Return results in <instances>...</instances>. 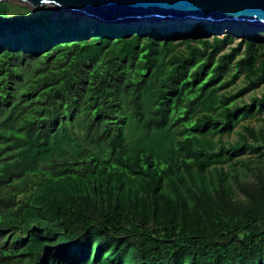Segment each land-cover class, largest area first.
Returning a JSON list of instances; mask_svg holds the SVG:
<instances>
[{
    "label": "trees",
    "instance_id": "trees-1",
    "mask_svg": "<svg viewBox=\"0 0 264 264\" xmlns=\"http://www.w3.org/2000/svg\"><path fill=\"white\" fill-rule=\"evenodd\" d=\"M52 16L0 2V264H264V45Z\"/></svg>",
    "mask_w": 264,
    "mask_h": 264
},
{
    "label": "water",
    "instance_id": "water-1",
    "mask_svg": "<svg viewBox=\"0 0 264 264\" xmlns=\"http://www.w3.org/2000/svg\"><path fill=\"white\" fill-rule=\"evenodd\" d=\"M3 1L22 2L34 10L53 5L104 23L195 20L264 26V0H0Z\"/></svg>",
    "mask_w": 264,
    "mask_h": 264
},
{
    "label": "rangeland",
    "instance_id": "rangeland-1",
    "mask_svg": "<svg viewBox=\"0 0 264 264\" xmlns=\"http://www.w3.org/2000/svg\"><path fill=\"white\" fill-rule=\"evenodd\" d=\"M13 3V5L18 6V7H27L30 10H34L29 8L27 5H25L22 2H18V1H10ZM52 11H53V18H57L59 16V14L61 12L64 13V18H75L78 22L79 25L81 24H86V23H91V24H97L99 21L96 19H92L89 17H85L82 15H79L77 13H73V12H69L66 10H61L58 9L57 7L53 6V5H49L48 6ZM99 23H104V22H99ZM98 23V24H99ZM104 24H116V25H120V26H125L128 28H148V29H152L154 27H158V26H168V27H178L180 25H186V24H194L197 26H201L203 24L206 25H211V26H217V30L213 29V31L210 33V36H212L214 33H217L219 36L224 35L225 33H229L232 36H234V38L236 39V42L241 40V39H254L256 40L257 43L259 44H263L264 45V26L261 24H251L248 22H242V23H237V22H219V23H213V22H207V21H195V20H165V21H157V20H143V21H139V22H134V21H122V22H118V23H104ZM94 28L90 29V32H93ZM243 81L242 78H240L235 86H233L232 88H230V90L233 89H237L238 87H240L242 85ZM264 92V84L252 91L249 92L245 95L242 96V99H240L239 101H237L238 103H241L242 101H249L251 99L252 96H259L261 93ZM252 125V127H254L255 129H258L259 127H264V112L262 113V115H260L258 118L256 119H252V120H247L243 123H241L237 128H235L231 134H225L222 136V140L226 143L228 142H234L237 139H239V133L243 132V126L244 125ZM258 158L255 154L252 153H248L244 156H242L241 158L243 160L246 159H250V158ZM253 171L252 174L248 175V172L245 170V168L243 167H239L240 170V179L244 182V183H252L253 182V177L254 179H260L264 182V158L262 159V163L261 164H254L253 165ZM227 169V168H225ZM246 175H248L246 177ZM237 191V196L239 201H244V195L241 194L240 190L238 188H236Z\"/></svg>",
    "mask_w": 264,
    "mask_h": 264
},
{
    "label": "bare ground",
    "instance_id": "bare-ground-1",
    "mask_svg": "<svg viewBox=\"0 0 264 264\" xmlns=\"http://www.w3.org/2000/svg\"><path fill=\"white\" fill-rule=\"evenodd\" d=\"M252 24V23H251Z\"/></svg>",
    "mask_w": 264,
    "mask_h": 264
}]
</instances>
